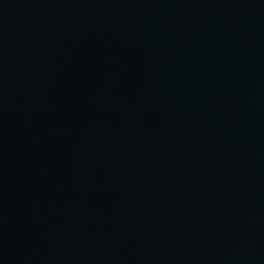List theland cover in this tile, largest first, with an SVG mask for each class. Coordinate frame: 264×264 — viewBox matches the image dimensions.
Listing matches in <instances>:
<instances>
[{
  "label": "water",
  "instance_id": "1",
  "mask_svg": "<svg viewBox=\"0 0 264 264\" xmlns=\"http://www.w3.org/2000/svg\"><path fill=\"white\" fill-rule=\"evenodd\" d=\"M0 264H264V0H0Z\"/></svg>",
  "mask_w": 264,
  "mask_h": 264
}]
</instances>
